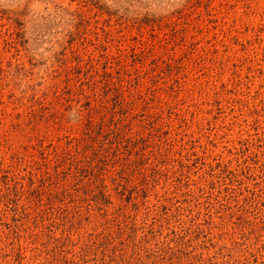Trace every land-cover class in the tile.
<instances>
[{
	"label": "rangeland",
	"instance_id": "1",
	"mask_svg": "<svg viewBox=\"0 0 264 264\" xmlns=\"http://www.w3.org/2000/svg\"><path fill=\"white\" fill-rule=\"evenodd\" d=\"M0 264H264V0H0Z\"/></svg>",
	"mask_w": 264,
	"mask_h": 264
}]
</instances>
